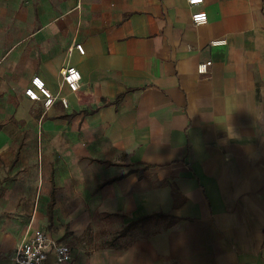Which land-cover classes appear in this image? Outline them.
Returning a JSON list of instances; mask_svg holds the SVG:
<instances>
[{
  "label": "crops",
  "instance_id": "obj_1",
  "mask_svg": "<svg viewBox=\"0 0 264 264\" xmlns=\"http://www.w3.org/2000/svg\"><path fill=\"white\" fill-rule=\"evenodd\" d=\"M0 124V264L36 229L44 264H264V0H0Z\"/></svg>",
  "mask_w": 264,
  "mask_h": 264
},
{
  "label": "built area",
  "instance_id": "obj_2",
  "mask_svg": "<svg viewBox=\"0 0 264 264\" xmlns=\"http://www.w3.org/2000/svg\"><path fill=\"white\" fill-rule=\"evenodd\" d=\"M203 0H187L190 6L201 4ZM191 23L194 26L204 24L207 21V14L204 11H196L191 13ZM223 38L214 39L210 42L211 45L223 44ZM72 48L80 53H84L81 44H75L68 48ZM211 62H203L198 64L197 71L200 74L206 73ZM81 74L75 66L63 67L58 76V88L61 89L66 85L69 90L77 91L80 85ZM24 95L32 101L41 102L43 111H47L52 104L58 99L46 87L44 81L33 76L30 79L29 85L24 89ZM63 106H66L67 101L64 97L59 98ZM49 253H53L57 263H68L72 259L71 246L68 243L60 242L51 238L45 231L36 229L26 240H22L17 244L12 259L14 264H44Z\"/></svg>",
  "mask_w": 264,
  "mask_h": 264
},
{
  "label": "trees",
  "instance_id": "obj_3",
  "mask_svg": "<svg viewBox=\"0 0 264 264\" xmlns=\"http://www.w3.org/2000/svg\"><path fill=\"white\" fill-rule=\"evenodd\" d=\"M0 129H1V124H0ZM174 192H175V188L173 187L172 193L174 194ZM174 220L175 218L168 213H163L159 211L152 212L150 214L141 216L137 218L136 220L130 221L126 225L122 226L119 229V231L116 233V235L107 242V244L109 245L113 244L119 237L126 235L128 231H130L137 225L145 223L147 221H152V222L166 221V225L169 226L173 224Z\"/></svg>",
  "mask_w": 264,
  "mask_h": 264
},
{
  "label": "rangeland",
  "instance_id": "obj_4",
  "mask_svg": "<svg viewBox=\"0 0 264 264\" xmlns=\"http://www.w3.org/2000/svg\"><path fill=\"white\" fill-rule=\"evenodd\" d=\"M98 242V241H97ZM102 243V241L100 240L98 243H96V245H100Z\"/></svg>",
  "mask_w": 264,
  "mask_h": 264
}]
</instances>
